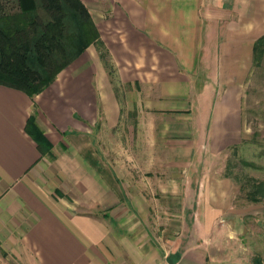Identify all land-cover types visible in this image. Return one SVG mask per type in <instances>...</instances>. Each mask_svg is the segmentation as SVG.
I'll return each mask as SVG.
<instances>
[{"label": "crops", "instance_id": "crops-1", "mask_svg": "<svg viewBox=\"0 0 264 264\" xmlns=\"http://www.w3.org/2000/svg\"><path fill=\"white\" fill-rule=\"evenodd\" d=\"M82 1L113 65L101 61L104 125L126 123L139 161L127 172L104 166V180L89 162L100 109L92 72L66 68L34 98L0 85V264H125L126 238L112 223L146 221L149 207L162 203L156 195L174 191L193 207L196 240L175 251L134 225L132 263L207 264L203 225L234 209V184L222 161L243 139L264 0ZM121 84L130 85L123 100ZM33 112L54 156L43 155L25 129ZM55 171L80 192L74 204L55 196L60 189L48 180ZM121 174L135 197L122 193ZM103 204L110 210H98Z\"/></svg>", "mask_w": 264, "mask_h": 264}, {"label": "rangeland", "instance_id": "rangeland-1", "mask_svg": "<svg viewBox=\"0 0 264 264\" xmlns=\"http://www.w3.org/2000/svg\"><path fill=\"white\" fill-rule=\"evenodd\" d=\"M98 54L95 46L89 47L85 54L67 67L65 73L75 71L78 73L85 70L93 74L94 92L96 89L100 109L99 118L92 126L93 154L89 162L96 169V174L101 175L104 180V166L109 170H114V173L121 169L127 172L139 160L138 158L133 159L134 147L128 133L130 129L126 127V123L113 129L104 125L103 104L100 101V96L103 94L100 89L102 84L98 83V81L104 82V77L99 78L100 73H104L102 70L104 67ZM129 86L121 84L119 88L121 89L119 91L121 100L125 97L124 90H128ZM243 107V139L226 150L222 161L224 174L230 177L234 184V209L225 219H220L211 225L208 223L203 225L205 236L199 240L203 242L207 264H256V259L264 260V189L257 188L259 182H264V61L260 66H255L253 60V71L246 84ZM61 148H59L60 151H62ZM46 162L50 167L57 166V162L50 158H47ZM45 176L49 175L45 174ZM121 178L126 185L125 188L122 187L124 196L126 198L127 195L135 197L132 193L130 194L132 190L128 187V180L122 174ZM48 180L53 181L52 186L58 185L60 191L55 193V196L59 199L73 204L77 198L80 199V192L59 172L55 171L53 176L48 177ZM144 180L148 182L146 178ZM111 192L118 195L121 189L119 191L113 189ZM156 192L160 191L156 190ZM184 192L189 194L192 191ZM156 196L161 199L162 203L149 207L151 217L146 218V221L141 223L132 220L128 223L130 228L126 226V223L123 224L124 226H121L120 222L112 223L113 227L118 229V233L124 234L126 238L125 255L127 257L123 261L125 264H133L134 232H138L134 225L140 227L144 225L150 234L156 236L158 244L172 245L175 251L181 242L184 245L185 239L189 244L196 240L192 232L193 207L183 206L176 191L166 197L160 193ZM253 196L258 200L255 201ZM129 207L132 212L136 211L138 218L139 211L132 205ZM98 208L102 213L110 210V207L104 208V204L102 208ZM138 208L142 209V207ZM180 214H184L183 219Z\"/></svg>", "mask_w": 264, "mask_h": 264}, {"label": "trees", "instance_id": "trees-1", "mask_svg": "<svg viewBox=\"0 0 264 264\" xmlns=\"http://www.w3.org/2000/svg\"><path fill=\"white\" fill-rule=\"evenodd\" d=\"M91 45L113 69L100 30L82 0H0V85L34 98ZM253 60L255 66L264 61V34L254 42ZM25 129L43 155L54 156L53 143L37 124L35 112ZM257 188L264 189V182ZM263 263L256 259V264Z\"/></svg>", "mask_w": 264, "mask_h": 264}]
</instances>
